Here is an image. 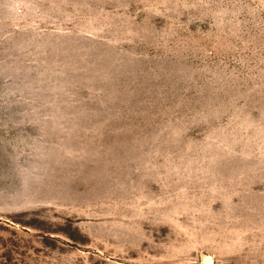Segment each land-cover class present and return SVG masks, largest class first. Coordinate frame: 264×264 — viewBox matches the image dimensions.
Wrapping results in <instances>:
<instances>
[{
    "label": "rangeland",
    "instance_id": "obj_1",
    "mask_svg": "<svg viewBox=\"0 0 264 264\" xmlns=\"http://www.w3.org/2000/svg\"><path fill=\"white\" fill-rule=\"evenodd\" d=\"M0 264H264V0H0Z\"/></svg>",
    "mask_w": 264,
    "mask_h": 264
}]
</instances>
